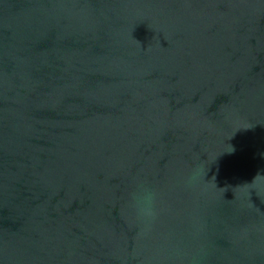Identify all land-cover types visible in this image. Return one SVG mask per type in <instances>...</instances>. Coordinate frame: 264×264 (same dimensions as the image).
Instances as JSON below:
<instances>
[{"label":"water","instance_id":"water-1","mask_svg":"<svg viewBox=\"0 0 264 264\" xmlns=\"http://www.w3.org/2000/svg\"><path fill=\"white\" fill-rule=\"evenodd\" d=\"M0 264H264V0H0Z\"/></svg>","mask_w":264,"mask_h":264}]
</instances>
